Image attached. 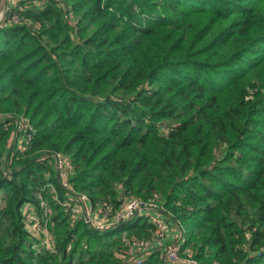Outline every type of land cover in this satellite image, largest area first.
<instances>
[{
	"label": "trees",
	"instance_id": "1",
	"mask_svg": "<svg viewBox=\"0 0 264 264\" xmlns=\"http://www.w3.org/2000/svg\"><path fill=\"white\" fill-rule=\"evenodd\" d=\"M53 154L70 161L68 188ZM81 195L111 215L158 203L199 264H264V0H7L0 264H119L155 234L148 216L109 230L73 219L59 203ZM40 200L49 248L21 220Z\"/></svg>",
	"mask_w": 264,
	"mask_h": 264
},
{
	"label": "built area",
	"instance_id": "2",
	"mask_svg": "<svg viewBox=\"0 0 264 264\" xmlns=\"http://www.w3.org/2000/svg\"><path fill=\"white\" fill-rule=\"evenodd\" d=\"M20 122L26 130L31 129V126L28 124L26 119L22 118ZM26 134V139L29 140L31 132ZM50 157L53 161L55 169L57 170L58 178L59 176L62 177V185L65 188H68V181L65 179V173L69 162L66 156L53 154ZM76 199L77 202H73V204L68 206V203L60 202V204L73 219L77 217L83 218L85 222L100 230L112 229L115 227V224L117 225L124 220H129L136 216H148L150 221L155 224L156 231L153 236L157 235V238L159 237L157 241H154L156 239L153 238L134 240L130 242L129 247L126 250V257L119 264H142L144 259L149 255L148 251L150 249H156V251L161 250L164 254L163 256H166V262L168 264H199L193 257L179 254L182 252L181 244L179 242V238L182 236V231L180 229L178 240L171 244V246H169L170 248L164 247L162 239L163 230H167L168 226L164 220L154 214V211L157 210V208L160 210L162 207L159 205L155 206L152 204L154 203L153 201L131 198L126 200L115 211L114 215H111L108 211H104L102 213L97 210L92 211L85 195L77 196ZM40 204L43 210L40 216L36 217V215H34L29 209L25 208L22 212L21 220L28 234L40 240L38 241L39 246L49 248L52 241V235L47 230V225L44 219L50 214V209L46 206V202L44 200H40Z\"/></svg>",
	"mask_w": 264,
	"mask_h": 264
},
{
	"label": "rangeland",
	"instance_id": "3",
	"mask_svg": "<svg viewBox=\"0 0 264 264\" xmlns=\"http://www.w3.org/2000/svg\"><path fill=\"white\" fill-rule=\"evenodd\" d=\"M11 1V0H10ZM23 139V134H20V136H19V140H22ZM70 162V161H69ZM65 179L67 180V178L65 177ZM59 181H60V184L62 185V183H61V181H62V177L61 176H59ZM68 181V180H67ZM68 186H69V184H68ZM62 187L63 188H65L63 185H62ZM48 190L50 191V192H53V190H50V187L48 188ZM55 195V193H53V196ZM57 202V201H56ZM60 204V203H59ZM152 204H154L155 206H158V203H152ZM61 205V204H60ZM62 206V205H61ZM63 207V206H62ZM23 209L24 208H22V212H23ZM50 219H51V213L48 215V216H46L45 217V219H44V221L46 222V225H47V230L50 232V226H51V221H50ZM124 221H127V220H124ZM123 222V221H122ZM175 225H177V224H175ZM168 228H167V230L166 229H164L163 230V237H162V239H163V245H164V247H166V248H170L169 246H171L170 244H169V241H170V239L168 238L169 236H168ZM31 238H33V243H32V246H35V245H37V246H39V244L37 243L38 241H40V240H38L37 238H35L34 236H32V235H29ZM176 236H177V240H178V236H179V234L177 235L176 234ZM153 238H155L156 240H154V241H157V239L159 238H157V235H155V236H151L150 238H146V239H153ZM180 239V238H179ZM176 240V241H177ZM149 253H152V252H162L161 250H157L156 251V249L154 250V249H150L149 251H148ZM164 254H163V252L161 253V258L164 260V261H166V256H163Z\"/></svg>",
	"mask_w": 264,
	"mask_h": 264
},
{
	"label": "crops",
	"instance_id": "4",
	"mask_svg": "<svg viewBox=\"0 0 264 264\" xmlns=\"http://www.w3.org/2000/svg\"><path fill=\"white\" fill-rule=\"evenodd\" d=\"M175 226H174V229L173 228L168 229V233H169L168 238L170 239V241H169L170 245L176 242V240H177L176 234L178 235L180 233L179 228L177 226L176 227Z\"/></svg>",
	"mask_w": 264,
	"mask_h": 264
},
{
	"label": "water",
	"instance_id": "5",
	"mask_svg": "<svg viewBox=\"0 0 264 264\" xmlns=\"http://www.w3.org/2000/svg\"><path fill=\"white\" fill-rule=\"evenodd\" d=\"M6 5H7V0H0V20L5 12Z\"/></svg>",
	"mask_w": 264,
	"mask_h": 264
}]
</instances>
